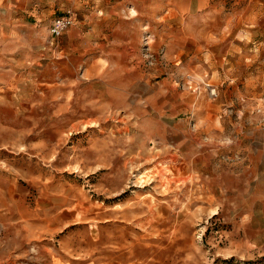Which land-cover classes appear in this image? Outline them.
<instances>
[{"label": "rangeland", "instance_id": "obj_1", "mask_svg": "<svg viewBox=\"0 0 264 264\" xmlns=\"http://www.w3.org/2000/svg\"><path fill=\"white\" fill-rule=\"evenodd\" d=\"M0 1V264H264V0Z\"/></svg>", "mask_w": 264, "mask_h": 264}, {"label": "built area", "instance_id": "obj_2", "mask_svg": "<svg viewBox=\"0 0 264 264\" xmlns=\"http://www.w3.org/2000/svg\"><path fill=\"white\" fill-rule=\"evenodd\" d=\"M72 21H73L72 12L70 10L64 11L60 16L54 18L51 21V24L49 26V35L52 37H58L67 27H69L73 23ZM261 124L264 133V107L261 111Z\"/></svg>", "mask_w": 264, "mask_h": 264}, {"label": "crops", "instance_id": "obj_3", "mask_svg": "<svg viewBox=\"0 0 264 264\" xmlns=\"http://www.w3.org/2000/svg\"><path fill=\"white\" fill-rule=\"evenodd\" d=\"M1 2V1H0ZM263 137H264V133H263Z\"/></svg>", "mask_w": 264, "mask_h": 264}]
</instances>
